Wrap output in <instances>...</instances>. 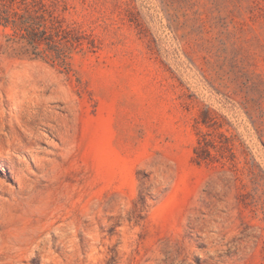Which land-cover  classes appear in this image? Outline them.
Segmentation results:
<instances>
[{
    "label": "rangeland",
    "instance_id": "374dc122",
    "mask_svg": "<svg viewBox=\"0 0 264 264\" xmlns=\"http://www.w3.org/2000/svg\"><path fill=\"white\" fill-rule=\"evenodd\" d=\"M0 8V264H264V0Z\"/></svg>",
    "mask_w": 264,
    "mask_h": 264
},
{
    "label": "trees",
    "instance_id": "16d2710c",
    "mask_svg": "<svg viewBox=\"0 0 264 264\" xmlns=\"http://www.w3.org/2000/svg\"><path fill=\"white\" fill-rule=\"evenodd\" d=\"M33 25L30 27V35H31V44H35L36 42L40 41H49L47 44L51 46L55 43L54 40H52L53 35H57L59 32V25L57 23H52L50 28H48L45 23V19L41 16H34L33 19ZM8 25H11L12 28L15 31H19L20 29L16 25V21H10L9 17L5 10L0 8V26L6 27ZM53 30L50 33V30ZM49 30V31H48ZM17 34V33H16ZM54 50L56 52V56L53 57V61L60 62L61 64L65 63L66 55L65 52L62 49L57 48V46L54 45Z\"/></svg>",
    "mask_w": 264,
    "mask_h": 264
}]
</instances>
